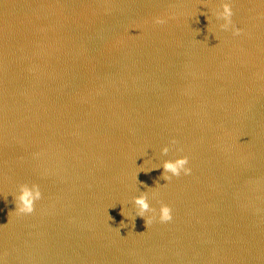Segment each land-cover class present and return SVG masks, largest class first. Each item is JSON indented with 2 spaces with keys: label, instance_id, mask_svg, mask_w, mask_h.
I'll use <instances>...</instances> for the list:
<instances>
[{
  "label": "water",
  "instance_id": "water-1",
  "mask_svg": "<svg viewBox=\"0 0 264 264\" xmlns=\"http://www.w3.org/2000/svg\"><path fill=\"white\" fill-rule=\"evenodd\" d=\"M0 264H264V0H0Z\"/></svg>",
  "mask_w": 264,
  "mask_h": 264
},
{
  "label": "clouds",
  "instance_id": "clouds-1",
  "mask_svg": "<svg viewBox=\"0 0 264 264\" xmlns=\"http://www.w3.org/2000/svg\"><path fill=\"white\" fill-rule=\"evenodd\" d=\"M220 11L217 13L224 23L220 25V28L224 31L232 30L234 36H239L242 33V29L237 28L233 23V7L231 3L225 2L221 5ZM156 23L163 24V19L157 18ZM177 141L173 140L172 144L175 145ZM170 151L169 147H164L162 153L167 155ZM182 151V149H181ZM190 159L188 156H180L174 160H166L162 167L164 169L161 179L170 182L173 177H180L181 175H190L192 168L189 167ZM138 180V175L136 177ZM158 183V181H157ZM156 192L153 191L152 195L155 197ZM43 198V193L38 184H22L19 188V193L16 195V210L21 215H31L36 210V203ZM136 208V217H142L146 221V226L149 227L155 222L168 223L171 222L173 217V209L170 205L160 202V207H153L149 200L148 192H142L139 196H136L133 200ZM123 215V210H122ZM135 217V219H136Z\"/></svg>",
  "mask_w": 264,
  "mask_h": 264
}]
</instances>
